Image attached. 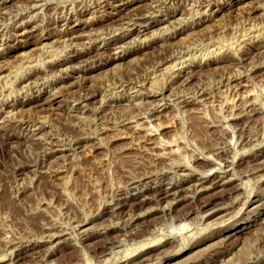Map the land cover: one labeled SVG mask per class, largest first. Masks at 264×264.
<instances>
[{
    "label": "rangeland",
    "instance_id": "obj_1",
    "mask_svg": "<svg viewBox=\"0 0 264 264\" xmlns=\"http://www.w3.org/2000/svg\"><path fill=\"white\" fill-rule=\"evenodd\" d=\"M231 2L0 0V264H264V0Z\"/></svg>",
    "mask_w": 264,
    "mask_h": 264
},
{
    "label": "bare ground",
    "instance_id": "obj_2",
    "mask_svg": "<svg viewBox=\"0 0 264 264\" xmlns=\"http://www.w3.org/2000/svg\"><path fill=\"white\" fill-rule=\"evenodd\" d=\"M92 1H93V0H92ZM239 1H242V3H243V6H242V4H241L242 7H244L245 4H246V2H247V0H246V1H245V0H236V1L233 0V2H231V4H233L232 6H234V5L237 4V3L239 4ZM156 3H158V2H156ZM244 3H245V4H244ZM108 4H109V3H108ZM108 4H107V5H108ZM111 4H112V3H111ZM195 4H196V3H195ZM86 5H87V4H86ZM189 6H190V5H189ZM0 7H1V6H0ZM6 7H7V6H6ZM6 7H5V8H6ZM106 7H107V6H106ZM121 7H123V6H121ZM130 7H131V6H130ZM42 8H43V7H42ZM218 8H220V7H218ZM236 8H237V7H236ZM14 9H15V8H14ZM71 9H72V8H71ZM110 9H111V8H110ZM115 9H116V8H115ZM167 9H168V8H167ZM152 10H153V9H152ZM200 10H201V9H200ZM7 11H8V10H7ZM27 11H28V10H27ZM36 11H37V10H36ZM37 12H38V11H37ZM205 12H206V11H205ZM8 13H9V12H8ZM10 13H11V12H10ZM114 13H115V12H114ZM155 13H156V12H155ZM29 14H30V13H29ZM33 14H34V13H33ZM67 14H68V13H67ZM108 14H109V13H108ZM123 14H124V12H123ZM3 15H4V14H3ZM16 15H17V14H16ZM69 15H70V14H69ZM14 16H15V15H14ZM31 16H32V15H31ZM2 17H3V16H2ZM12 17H13V16H12ZM12 17H11V18H12ZM28 17H29V16H28ZM73 17H74V16H73ZM73 17H72V18H73ZM101 17H102V16H101ZM113 17H114V16H113ZM19 18H20V17H19ZM57 18H58V17H57ZM7 19H8V18H7ZM35 19H36V18H35ZM169 19H170V18H169ZM174 19H175V18H174ZM176 19H177V18H176ZM87 20H88V19H87ZM1 21H2V20H1ZM7 21H8V20H7ZM63 21H64V20H63ZM193 22H194V21H193ZM128 23H129V22H128ZM153 23H154V22H153ZM16 24H17V23H16ZM19 24H20V23H19ZM25 24H26V23H25ZM25 24H24V25H25ZM64 24H65V23H64ZM70 24H71V23H70ZM146 24H147V23H146ZM151 24H152V23H151ZM175 24H176V23H175ZM175 24H174V25H175ZM34 25H35V24H34ZM78 25H79V24H78ZM162 25H163V24H162ZM164 25H165V24H164ZM125 26H126V25H125ZM143 26H144V24H143ZM145 26H146V25H145ZM170 26H171V25H170ZM23 27H24V26H23ZM114 27H115V26H114ZM110 28H111V27H110ZM118 28H119V27H118ZM261 28H262V27H261ZM22 29H23V28H22ZM24 29H25V28H24ZM163 29H164V28H163ZM163 29H162V30H163ZM167 29H168V28H167ZM69 30H70V29H69ZM84 30H85V29H84ZM117 30H118V29H117ZM263 31H264V30H263ZM41 32H42V31H41ZM58 32H59V31H58ZM114 32H115V31H114ZM163 32H164V31H163ZM190 32H191V31H190ZM193 32H194V31H193ZM251 32H252V30H251ZM258 32H259V31H258ZM1 33H2V32H1ZM75 33H76V32H75ZM253 33H254V32H253ZM256 33H257V32H256ZM22 34H23V30H22L21 32L18 33V35H20V36H21ZM32 34H33V33H32ZM160 34H161V33H160ZM160 34H159V35H160ZM9 36H10V35H9ZM9 36H8V37H9ZM26 36H27V35H26ZM98 36H99V35H98ZM100 36H101V35H100ZM15 38H16V37H15ZM70 38H71V37H70ZM250 38H251V37H250ZM64 39H65V38H64ZM164 39H165V38H164ZM80 40H81V39H80ZM87 40H88V39H87ZM141 40H142V39H141ZM250 40H251V39H250ZM135 41H136V40H135ZM252 42H253V41H252ZM76 43H78V42H76ZM122 45H123V44H122ZM124 45H125V44H124ZM77 46H78V44H77ZM110 46H111V45H110ZM68 47H69V45H68ZM80 48H81V47H80ZM215 49H216V48H215ZM111 50H112V49H111ZM219 50H220V49H219ZM113 52H114V51H113ZM50 54H51V53H50ZM114 54H115V53H114ZM194 54H195V53H194ZM47 55H48V54H47ZM69 55H70V54H69ZM119 55H121V53H120ZM200 55H201V54H200ZM210 55H211V54H210ZM193 56H194V55H193ZM214 57H215V56H214ZM55 58H56V57H55ZM55 58H54V59H55ZM119 58H120V57H119ZM119 58H118V60H119ZM57 59H58V58H57ZM115 59H117V58H115ZM180 59H181V58H180ZM189 60H190V59H189ZM61 61H62V60H61ZM180 61H181V60H180ZM45 62H46V61H45ZM45 62H44V63H45ZM54 62H55V61H54ZM117 62H118V61H117ZM119 62H120V61H119ZM184 62H185V61H184ZM201 62H202V61H201ZM242 62H243V61H242ZM57 63H58V62H57ZM172 63H173V62H172ZM172 63H171V64H172ZM31 64H32V63H31ZM238 65H239V64H238ZM112 66H113V65H112ZM115 66H116V65L114 64L113 67H115ZM87 67H88V66H87ZM171 67H172V66H171ZM207 67H208V66H207ZM22 68H23V67H22ZM27 68H30V67H27ZM67 68H68V67H67ZM168 68H169V67H168ZM168 68H167V69H168ZM1 69H2V68H1ZM26 70H27V69H26ZM38 70H39V69H38ZM161 70H163V69H161ZM168 70H169V69H168ZM239 71H240V70H239ZM241 71H242V70H241ZM18 73H19V72H18ZM22 73H23V72H22ZM63 73H64V72H63ZM235 73H236V72H235ZM24 74H25V73H24ZM64 74H65V73H64ZM175 74H176V73H175ZM15 75H16V74H15ZM17 75H18V74H17ZM83 75H84V74H83ZM172 75H173V74H172ZM172 75H171V76H172ZM12 76H13V75H12ZM43 76H44V75H43ZM52 76H53V75H52ZM227 76H228V75H227ZM236 76H237V75H236ZM7 77H8V74H7ZM76 77H77V76H76ZM169 77H170V76H169ZM228 77H229V76H228ZM237 77H238V76H237ZM8 78H9V77H8ZM9 79H10V78H9ZM29 79H30V78H29ZM168 79H169V78H168ZM228 79H229V78H228ZM170 81H171V80H170ZM152 82H153V81H152ZM165 82H166V81H165ZM168 82H169V81H168ZM176 83H177V82H176ZM32 84H33V83H32ZM152 84H153V83H151V85H152ZM230 84H231V83H230ZM34 85H35V84H34ZM151 85H150V86H151ZM29 86H30V85H29ZM58 86H59V85H58ZM140 86H142V85H140ZM153 86H154V85H153ZM228 86H229V85H228ZM148 87H149V86H148ZM163 87H164V86H163ZM181 87H182V86H181ZM181 87H180V88H181ZM137 88H138V87H137ZM145 88H146V87H145ZM171 88H172V87H171ZM227 88H228V87H227ZM232 88H233V87H232ZM22 89H23V88H22ZM153 89H154V88H153ZM26 90H27V87H26ZM53 90H54V89H53ZM53 90H52V91H53ZM114 90H115V89H114ZM141 90H142V89H141ZM198 90H199V89H198ZM232 90H233V89H232ZM238 90H239V89H238ZM251 90H252V89H251ZM50 91H51V90H50ZM152 91H153V90H152ZM126 92H127V91H126ZM150 92H151V91H150ZM184 92H185V91H184ZM249 92H251V91H249ZM34 93H35V92H34ZM137 93H138V92H137ZM137 93H136V94H137ZM194 93H195V92H194ZM237 93H239V92H237ZM7 94H8V93H7ZM144 94H145V93H144ZM176 94H177V93H176ZM192 94H193V93H192ZM242 94H243V93H242ZM245 94H246V93H245ZM245 94H244V95H245ZM251 94H252V92H251ZM8 95H9V94H8ZM87 95H88V94H87ZM111 95H112V94H111ZM191 96H192V95H191ZM191 96H190V97H191ZM4 97H5V96H4ZM101 97H102V96H101ZM175 97H176V96H175ZM175 97H174V98H175ZM23 98H24V97H23ZM83 98H84V97H83ZM209 98H210V97H209ZM235 98H236V97H235ZM36 99H37V98H36ZM101 99H102V98H101ZM158 99H160V98H158ZM205 99H206V97H205ZM247 99H248V98H247ZM3 100H4V99H3ZM34 100H35V99H34ZM102 100H103V99H102ZM161 100H162V99H161ZM173 100H174V99H173ZM240 100H241V98H240ZM251 100H252V99H251ZM87 101H88V100H87ZM155 101H156V100H155ZM155 101H154V102H155ZM186 101H187V100H186ZM138 102H139V101H138ZM156 102H157V101H156ZM160 102H161V101H160ZM175 102H176V101H175ZM204 102H205V101H204ZM247 102H248V101H247ZM252 102H253V101H252ZM10 103H11V102H10ZM82 103H83V102H82ZM111 103H112V102H111ZM238 103H239V102H238ZM238 103H237V104H238ZM71 104H72V103H71ZM206 104H207V103H206ZM241 104H242V103H241ZM87 105H88V104H87ZM127 105H128V104H127ZM158 105H159V104H158ZM252 105H253V104H252ZM200 106H201V105H200ZM205 106H206V105H205ZM242 106H243V105H242ZM253 106H254V105H253ZM42 107H43V105H42ZM45 107H46V106H45ZM71 107H72V105H71ZM240 107H241V106H240ZM250 107H251V105H250ZM250 107H249V108H250ZM22 108H23V107H22ZM249 108H248V109H249ZM257 108H258V107H257ZM93 109H94V107H93ZM202 109H203V108H202ZM239 109H240V108H239ZM248 109H247V110H248ZM253 109H254V108H253ZM81 110H82V109H81ZM94 110H95V109H94ZM144 110H145V109H144ZM242 110H243V109H242ZM247 110H246V111H247ZM249 110H250V109H249ZM251 110H252V109H251ZM254 110H255V109H254ZM194 111H196V110H194ZM204 111H205V109H204ZM10 112H11V110H10ZM127 112H128V111H127ZM161 112H162V111H161ZM163 112H164V111H163ZM243 112H244V111H243ZM256 112H257V111H256ZM92 113H93V112H92ZM235 113H236V112H235ZM247 113H248V112H247ZM77 114H78V113H77ZM159 114H160V113H159ZM197 114H198V113H197ZM205 114H206V113H205ZM237 114H238V113H237ZM46 115H48V114L46 113ZM78 115H79V114H78ZM80 115H81V114H80ZM156 115H157V114H156ZM86 116H87V115H86ZM145 116H146V115H145ZM45 117H46V116H45ZM45 117H44V118H45ZM134 117H135V116H134ZM8 118H9V117H8ZM149 118H150V117H149ZM155 118H157V117H155ZM15 119H16V118H15ZM141 119H142V118H141ZM153 119H154V118H153ZM42 120H44V119L42 118ZM142 120H143V119H142ZM148 120H149V119H148ZM100 121H101V120H100ZM155 121H156V120H155ZM158 121H159V120H158ZM161 121H162V120H161ZM17 122H18V121H17ZM91 122H92V121H91ZM140 122H141V121H139V122H137V123L141 125ZM142 123H143V122H142ZM151 123H152V122L149 123L150 126L152 125ZM4 124H6V123H4ZM19 124H20V123H19ZM28 124H29V123H28ZM36 124H37V123H36ZM41 124H42V123H41ZM107 124H108V123H107ZM132 124H133V123H132ZM134 124H136V121H135ZM147 124H148V122H147ZM154 124H155V125H154V126L152 125V126L155 127V129H158V130H159V129L162 127V125H161L160 123H158V122H157V123H154ZM165 124H166V123H165ZM143 125H144V124H143ZM0 126H1V125H0ZM41 126H42V125H41ZM87 126H88V125H87ZM112 126H113V125H112ZM135 126H137V125H134L133 128L136 130L137 127H135ZM150 126H149V127H150ZM152 126H151V127H152ZM149 127H148V125H145V129H146V130L143 132L142 136H140V137H142V140H143L144 142H147V143L150 145V147H151L152 149H156V151H158V148L166 147V148H168V152H169V151L171 152L172 150L174 151V149L176 150L177 147L174 148V147H175V146H174V147H173L174 149H173V148L169 147V143H168V142H170V141L174 142V136H173V138H171L170 140L167 139L168 141H164V142H162L161 139H160V140H159V139H156V138H155L156 136H155V137L153 136V134H154V133L152 132L153 129H151V128H149ZM126 128H127V127H126ZM133 128H132V129H133ZM93 129H94V128H93ZM100 129H102V128H100ZM120 129H121V128H120ZM123 130H124V129H123ZM158 130H156V131H158ZM99 131H100V130H99ZM125 131H126V130H125ZM127 131H128V130H127ZM130 131H131V130H130ZM136 131H138V128H137ZM87 132H88V131H87ZM89 132H90V131H89ZM96 132H97V131H96ZM115 132H116V131H115ZM107 133H108V132H107ZM89 134H90V133H89ZM116 134H117V133H116ZM118 134H119V133H118ZM136 134H137V133H136ZM98 135H99V134H98ZM104 135H105V134H104ZM157 135H158V134H157ZM172 135H173V134H172ZM114 136H115V135H114ZM103 137H104V136H103ZM116 137H117V136H116ZM157 137H158V136H157ZM125 138H126V137H125ZM130 138H131V137H130ZM166 138H167V137H166ZM169 138H170V137H169ZM45 139H46V138H45ZM103 139H104V138H103ZM134 139H135V138H134ZM137 140H138V138H137ZM139 140H140V139H139ZM139 140H138V141H139ZM164 140H165V139H164ZM176 140H177V139H176ZM52 141H53V140H52ZM46 143H47V142H46ZM87 144H88V143H87ZM142 144H143V142H142ZM175 144H176V143H175ZM171 145H172V144H171ZM98 146H99V145H98ZM172 146H173V145H172ZM176 146H177V145H176ZM132 147H134V146H132ZM142 147H143V146H142ZM179 147H180V146H179ZM135 148H136V147H135ZM180 148H181V147H180ZM145 149H146V148H145ZM149 149H150V148H149ZM152 149H151V150H152ZM138 150H139V149H138ZM177 150H178V149H177ZM43 151H44V150H43ZM138 152H139V151H138ZM160 152H161V151H160ZM161 154H162V153H161ZM170 154H171V153H170ZM174 154H175V153H174ZM209 156H210V155H209ZM51 159H52V158H51ZM46 161H48V160H46ZM41 162H42V161H41ZM185 164H186V163H185ZM179 165H180V163H179ZM177 166H178V165H177ZM172 168H173V167H172ZM215 168H216V167H215ZM56 169H57V168H56ZM170 169H171V168H170ZM182 169H183V168H182ZM209 169H210V168H209ZM189 170H190V168H189ZM206 170H207V169H205V171H206ZM211 170H212V169H211ZM183 171H184V170H183ZM183 171H182V172H183ZM184 172H185V171H184ZM207 173H211V172H207ZM231 173H232V172H231ZM223 174H224V173H223ZM185 175H186V174H185ZM226 178H227V177H226ZM135 179H136V178H135ZM154 179H155V178H154ZM169 182H170V181H169ZM221 182H222V181H221ZM135 184H136V183H135ZM167 184H168V183H167ZM205 184H206V183H205ZM218 184H219V183H218ZM151 185H152V184H151ZM165 185H166V184H165ZM185 185H188V184H185ZM185 185H184V186H185ZM129 186H130V185H129ZM131 186H132V185H131ZM144 186H145V185H144ZM180 186L182 187V184L177 185V186H170L169 188H166V189L163 188V190H161V192L159 193V196H161V197L164 198V196H167V195L170 196V195H172V194H175V193H176L175 191L181 189ZM223 186H224V185H223ZM179 187H180V188H179ZM188 187H189V186H188ZM203 187H204V184H203ZM196 188H197V187H196ZM199 188H200V187H199ZM197 189H198V188H197ZM124 190H125V189H124ZM139 190H140V189H139ZM154 193H155V192H154ZM147 194H148V193H147ZM187 194H189V193H187ZM191 194H192V193H191ZM142 195H143V194H142ZM116 196H117V195H116ZM121 196H122V195H121ZM169 196H168V197H169ZM180 196H182V195H180ZM180 196H179V197H180ZM183 196H184V194H183ZM114 197H115V196H114ZM176 197H178V196H176ZM165 198H166V197H165ZM173 199H174V198H173ZM135 200H136V199H135ZM165 200H167V199H165ZM169 200H170V199H169ZM136 201H137V200H136ZM159 201H160V200H159ZM127 202H128V201H127ZM122 203H123V202H122ZM157 203H158V202H157ZM116 204H117V203H116ZM128 216H129V215H128ZM126 223H127V222H126ZM117 224H118V223H117ZM247 224H248V223H247ZM101 229H102V228H101ZM93 231H94V230H93ZM239 231H240V230H239ZM108 232H109V231H108ZM108 232H107V233H108ZM237 232H238V231H237ZM243 232H244V231H243ZM240 236H241V235H240ZM81 237H82V236H81ZM47 244H48V243H47ZM11 245H12V244H11ZM14 245H15V244H14ZM112 245H113V244H112ZM47 246H48V245H47ZM15 247H16V246H15ZM26 248H27V247H26ZM26 248H25V249H26ZM52 249H53V248H52ZM30 250H31V249H30ZM27 253H28V252H27ZM24 256H25V255H24ZM3 257H4V256H3ZM27 261H28V260H27ZM21 262H22V261H21Z\"/></svg>",
    "mask_w": 264,
    "mask_h": 264
}]
</instances>
